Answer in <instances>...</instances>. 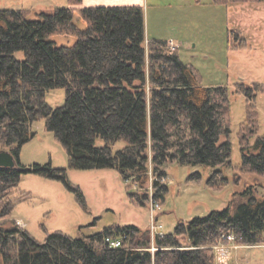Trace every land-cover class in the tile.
<instances>
[{"label":"trees","instance_id":"16d2710c","mask_svg":"<svg viewBox=\"0 0 264 264\" xmlns=\"http://www.w3.org/2000/svg\"><path fill=\"white\" fill-rule=\"evenodd\" d=\"M70 2L73 6L40 11L37 17L33 9L0 8V150H9L17 161L14 167L0 166V264H215L212 245L224 235L244 244L264 242V198L256 190L261 183L240 192L245 200L234 211L231 205L213 209L179 222L173 232L157 234L154 253L151 230L136 224H112L79 237L54 230L39 240L11 218L15 204L30 194L19 188L24 172L62 181L86 205L67 168L22 164V147L36 136L33 124L42 118L73 168H115L125 181L144 187L150 163L159 178L167 174V163L176 161L219 167L207 180L211 189L228 181L222 167L232 165V143L221 141L230 133L228 86L203 85L199 70L184 62L178 49H170L168 40L147 44L143 6ZM58 33L76 39L59 44L53 38ZM259 86L236 82L254 102ZM57 88L65 89V101L53 106L47 93ZM256 114L250 111L248 119ZM240 145L241 166L264 175V135L242 136ZM158 178L153 198L162 201L169 186ZM130 195L148 205V193ZM109 235L126 237L122 246L111 247L105 243Z\"/></svg>","mask_w":264,"mask_h":264},{"label":"rangeland","instance_id":"374dc122","mask_svg":"<svg viewBox=\"0 0 264 264\" xmlns=\"http://www.w3.org/2000/svg\"><path fill=\"white\" fill-rule=\"evenodd\" d=\"M156 1L149 7L143 6L147 44L154 38L168 40L170 49H178L182 60L199 70L203 85L229 88L230 114L225 121L230 133L221 137V141L228 138L232 143V165L222 167L228 181L226 184L218 182L216 188L211 189L207 180L219 167L176 161L168 162L167 174L159 178L150 163L149 181L144 187L125 181L115 168H73L67 150L55 134L46 129L42 118L33 124L36 136L22 147V164L30 167L51 162L55 167L67 168L70 180L83 190L86 205L62 181L24 172L19 188L30 194L15 204L11 218L39 240H44L47 232L54 230L79 237L102 231L112 224H136L151 230L152 205L156 203L159 205L155 206V217L163 225L162 231L168 233L173 232L179 222H188L213 209L231 205L234 211L237 202L245 200L240 192L249 184L261 183L256 190L257 195L264 198V175L241 166L240 150L242 136L252 139L256 131L264 135V1L228 4L214 0ZM64 6L73 5L70 0H0V8L33 9V17L40 11L52 12ZM77 6L83 7L82 3ZM79 25L84 26L85 22L82 20ZM237 30L241 39L236 35ZM53 38L59 44H72L76 39L65 33L55 34ZM240 41L247 45L236 46ZM17 55L21 57L22 53ZM239 81L262 85L255 102L237 90ZM47 100L53 106L64 103L65 89L50 90ZM255 110L256 117L248 119L249 112ZM196 173H200V177ZM157 178L169 186L162 201L153 198V182ZM133 191L139 192L141 197L148 193V205L137 203L130 195ZM156 235L151 231L149 249L152 253L157 249ZM212 248L215 264H264V242L244 244L236 237L230 240L223 237Z\"/></svg>","mask_w":264,"mask_h":264},{"label":"built area","instance_id":"2783aa9c","mask_svg":"<svg viewBox=\"0 0 264 264\" xmlns=\"http://www.w3.org/2000/svg\"><path fill=\"white\" fill-rule=\"evenodd\" d=\"M173 42H171V47L173 49H175V46L172 44ZM156 205H159V203H156V204H153L152 206V219H151V231H152V234L155 236L156 234H164L165 232L162 231L163 229V225L161 223L158 222V220L156 219L155 217V206ZM23 223V222H22ZM126 236H120V237H114V236H106L105 237V243L108 244L109 246L111 247H119V246H122L123 244V241H124V238ZM224 239H226L228 237V239H234L235 235L233 234H227V235H224L223 236ZM157 248V247H156ZM155 247H153V249H156Z\"/></svg>","mask_w":264,"mask_h":264},{"label":"crops","instance_id":"0c3cea01","mask_svg":"<svg viewBox=\"0 0 264 264\" xmlns=\"http://www.w3.org/2000/svg\"><path fill=\"white\" fill-rule=\"evenodd\" d=\"M156 0H83V6H95V5H141L149 7L151 3L155 4Z\"/></svg>","mask_w":264,"mask_h":264},{"label":"water","instance_id":"95a60500","mask_svg":"<svg viewBox=\"0 0 264 264\" xmlns=\"http://www.w3.org/2000/svg\"><path fill=\"white\" fill-rule=\"evenodd\" d=\"M17 164L14 155L6 149L0 150V166L14 167Z\"/></svg>","mask_w":264,"mask_h":264}]
</instances>
